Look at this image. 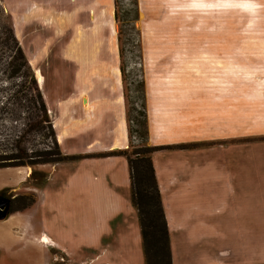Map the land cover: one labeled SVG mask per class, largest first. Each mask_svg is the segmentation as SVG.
Instances as JSON below:
<instances>
[{"label": "crops", "instance_id": "1", "mask_svg": "<svg viewBox=\"0 0 264 264\" xmlns=\"http://www.w3.org/2000/svg\"><path fill=\"white\" fill-rule=\"evenodd\" d=\"M4 3L19 36L39 43L32 62L43 69L38 88L55 143L79 158L42 166L45 180L35 187L25 183L27 168L0 169L16 172L0 191L34 195L30 207L0 220V261L30 252L24 264H144L126 159L111 154L128 147L119 79L102 72L108 60L97 73L55 68L93 60L86 38L109 31V0ZM14 3H22L19 14ZM18 17L26 21L17 29ZM70 31L78 43L69 47ZM215 78L204 75L195 91L168 102L143 90L142 141L170 147L149 154L170 264L264 261V101L205 85Z\"/></svg>", "mask_w": 264, "mask_h": 264}, {"label": "rangeland", "instance_id": "2", "mask_svg": "<svg viewBox=\"0 0 264 264\" xmlns=\"http://www.w3.org/2000/svg\"><path fill=\"white\" fill-rule=\"evenodd\" d=\"M21 4L14 3L13 10L18 12ZM109 5L113 13V18L109 19V31L93 32L86 38V47L90 45L94 49L93 60L87 59L82 52L79 59L83 56L88 60L84 67L64 66L58 62L55 68L60 74L68 75L89 69L97 73L101 71L97 64L108 60L102 72L110 76V81L113 75L119 79L126 128L130 130V137L134 135L136 139V142L131 139L129 142L133 149L140 147L144 134L142 124L141 127L138 124L143 122L144 86L146 91L148 86L154 91V102H168L179 98L181 91H195L204 75H213L215 81L206 83V86L214 85L216 89L227 91L236 89L239 96L264 101V0H109ZM4 10V0H0V21L6 18L29 72L39 87L38 74L40 71L42 74L43 69L32 62L35 61L39 43L29 40L28 36H19L12 27L13 19ZM24 21L25 18H17V29ZM70 32L63 37V40L70 39L69 47L74 41L78 43L77 37ZM3 56L0 48V159L9 158L15 153L16 146L24 149L26 156H31L28 157L30 160H34L31 152L35 151L50 156L54 153V146L49 130L28 125L22 127V123H28L23 120L25 113L17 110L18 113L6 102L7 89L2 84L4 77L1 74ZM13 113L19 116L14 118ZM191 145L195 147V144ZM44 165L53 164L25 168L29 171L28 175L34 170L46 176L41 170ZM15 174L0 172V180L13 178ZM25 183L35 187L32 180L27 179ZM2 191L0 199L8 203L6 215L21 211L19 209L26 199L34 202L31 192ZM25 254L14 257L15 264L32 260L30 252ZM162 259L160 255L154 258L150 250L146 264H165ZM8 260H2L0 264H12ZM54 260V264H65L59 263L58 258ZM254 264H264V261L254 259Z\"/></svg>", "mask_w": 264, "mask_h": 264}, {"label": "trees", "instance_id": "3", "mask_svg": "<svg viewBox=\"0 0 264 264\" xmlns=\"http://www.w3.org/2000/svg\"><path fill=\"white\" fill-rule=\"evenodd\" d=\"M0 48L4 55L1 74L4 77L2 84L7 89L6 102L16 111L20 110V112L25 113L23 120L28 123H22V127L28 125L49 130L54 146V153L50 156L37 151L31 152L34 160L28 159L31 156H26L24 149L16 146L15 153L9 155V158L0 159V169L33 167L34 165L56 164L78 159V156H66L60 153L53 139L50 119L40 91L33 75L29 72L22 51L12 34L11 27L7 25L5 17L0 21ZM141 115L143 119V108ZM13 116L16 118L15 116L19 115L13 113ZM138 124L141 127L142 122L139 121ZM17 134L20 135L19 132ZM127 135L129 144L130 130L128 127ZM18 139L16 136L17 141ZM160 149L162 148L147 147L142 141L138 149H133L129 144L125 150L111 153L124 156L126 159L129 174L130 204L136 212L144 264H146L147 254L150 250L154 258L160 255L165 260V264H170L166 228L149 159L150 153ZM130 150L133 151L130 153ZM28 179L32 180L35 186H40L45 180V175L31 170ZM2 192L0 191V195ZM18 199L23 200L22 197H18ZM31 204L32 201L26 199L19 210H23Z\"/></svg>", "mask_w": 264, "mask_h": 264}, {"label": "water", "instance_id": "4", "mask_svg": "<svg viewBox=\"0 0 264 264\" xmlns=\"http://www.w3.org/2000/svg\"><path fill=\"white\" fill-rule=\"evenodd\" d=\"M7 201L0 199V220L6 217Z\"/></svg>", "mask_w": 264, "mask_h": 264}, {"label": "built area", "instance_id": "5", "mask_svg": "<svg viewBox=\"0 0 264 264\" xmlns=\"http://www.w3.org/2000/svg\"><path fill=\"white\" fill-rule=\"evenodd\" d=\"M130 139H131L132 142H136V139H135V136H134V135H132V136L130 137Z\"/></svg>", "mask_w": 264, "mask_h": 264}, {"label": "flooded vegetation", "instance_id": "6", "mask_svg": "<svg viewBox=\"0 0 264 264\" xmlns=\"http://www.w3.org/2000/svg\"><path fill=\"white\" fill-rule=\"evenodd\" d=\"M8 204V203H7Z\"/></svg>", "mask_w": 264, "mask_h": 264}]
</instances>
